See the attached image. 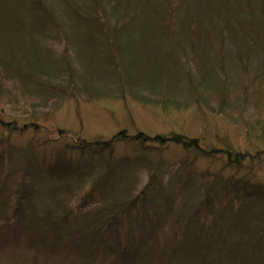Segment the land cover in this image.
Instances as JSON below:
<instances>
[{"label":"rangeland","instance_id":"rangeland-1","mask_svg":"<svg viewBox=\"0 0 264 264\" xmlns=\"http://www.w3.org/2000/svg\"><path fill=\"white\" fill-rule=\"evenodd\" d=\"M100 1L0 0V121L6 123L0 125V154L9 153L12 166L26 158L34 169L59 161L83 165L89 188L108 168L105 158L81 157L66 145L105 142L123 131L135 138L180 134L208 152L264 151V0H121L117 10L114 1L102 7ZM179 3L181 13L171 17ZM135 12L141 24L133 26ZM75 14L98 19L81 22ZM121 16L124 23L117 27ZM162 22L171 25L167 33ZM7 124L36 126L11 132ZM147 145H115L111 169L118 175L121 163L144 162L114 185L109 177L102 180L113 188L103 195L98 190L86 213L136 198L151 173L157 178L148 197L167 235L174 224L185 228L205 192L196 190L204 173H222L217 188L233 179L264 193L263 160L248 156L233 169L224 154ZM9 185L17 189L18 180ZM30 196L36 207L17 238L35 237L40 248L6 242V236L1 239L10 245L0 252V264H81L74 253L60 256L58 250L70 247L65 240L50 239L54 251L39 242L40 221L56 213L68 217L77 196L61 189ZM81 219L70 218L71 229L83 226Z\"/></svg>","mask_w":264,"mask_h":264},{"label":"trees","instance_id":"trees-1","mask_svg":"<svg viewBox=\"0 0 264 264\" xmlns=\"http://www.w3.org/2000/svg\"><path fill=\"white\" fill-rule=\"evenodd\" d=\"M111 1L115 2L116 10L118 6H122L121 0H101L100 6ZM135 7L139 10V6L135 5ZM173 7V10L170 9L173 11L171 17L176 12L181 13L180 3L179 8ZM75 16L81 22H95L98 19V17L87 19L77 14ZM124 19L122 16L117 17L116 26L119 27L120 23H124ZM131 20L133 26L135 22L139 23V12H135ZM4 22H6L5 19ZM172 26L174 28L173 24ZM162 27L165 32L171 30V25L167 22H162ZM1 124L6 125L0 121ZM7 126H10L9 130L14 132L24 131L25 128L36 126V124L26 125L23 128H19L16 124L12 126L7 124ZM134 141L141 144L143 148H149L147 143L151 142L159 146L179 145L209 157L224 154L227 158L226 165L233 169L240 168L248 156L254 161H264V151L257 152L255 155L241 154L232 150L208 152L198 140L188 139L180 134L150 138L141 133L135 138L123 131L105 142H95L88 146L66 145L67 150L74 154L77 152L81 157L89 154L93 160L97 157L105 158L108 168L104 175L88 188L83 181L89 173L85 171L83 165L74 167L71 162L60 163L59 161L47 170L34 169L31 161L26 158L18 167L12 166L15 164L9 153L8 155L1 153L0 252H4L10 245L3 243L6 236L8 237L6 242L14 244L24 242L32 248H40L38 242L34 241L35 237L17 238L19 229L25 225V220L36 207V201L30 195L36 190L52 194L61 189L67 193L71 192L72 195L75 194L78 206L63 219H60L57 213L52 217L46 215V218L40 221L42 228L39 242L42 247H48L50 251H54L56 248L48 241L54 237L59 241L65 240L70 247L64 251L58 250L63 258L74 253L73 258L79 260L81 264H264V193L259 190L251 192L249 183L233 179L225 186L217 188L216 184L221 178V172L213 175L207 172L202 175V180L207 178L209 182L201 180L197 183L196 190L203 187L204 194L196 201L197 207L188 218L185 228L174 224L171 235L164 232L160 225L162 215L154 211L152 200L148 197V188L157 178L152 173L148 187L136 198L123 203L115 201L94 213H86L98 190L101 189L103 195L113 188L110 181L109 184L107 181V184L103 185L102 180L109 177L114 181V185L118 179L122 180L124 173L131 172L135 165L144 162L128 160L124 164L121 163L118 169L120 175L118 171L111 169L115 145L119 142ZM17 180L19 185L17 189H14L9 183L17 182ZM205 184L210 185L205 188ZM215 186L217 191L214 189ZM139 205L144 206L143 212L137 210ZM202 210L205 212L204 215H201ZM70 218L71 220L83 218L81 222H85L75 231L71 229ZM49 250L46 252L51 254Z\"/></svg>","mask_w":264,"mask_h":264}]
</instances>
